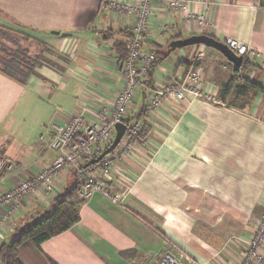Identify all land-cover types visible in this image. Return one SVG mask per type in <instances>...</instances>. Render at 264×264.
<instances>
[{"label": "crops", "instance_id": "crops-1", "mask_svg": "<svg viewBox=\"0 0 264 264\" xmlns=\"http://www.w3.org/2000/svg\"><path fill=\"white\" fill-rule=\"evenodd\" d=\"M109 1L0 0V30L15 31L28 38V48H43L63 59L61 65L38 67L20 77L0 67V160L12 165L0 170V196L54 161L56 152L43 148L52 135L51 119L64 125L82 111L94 121L95 111L112 107L124 78L116 45L127 48L134 19L103 9ZM261 2L196 0L191 9L207 25L192 31L163 7L145 34L143 50H164L171 39L191 35L221 42L231 38L253 50L246 57L251 64L246 73L264 87ZM197 48L170 52L163 75L155 74L159 64L150 81H181ZM198 89L204 96L187 98L175 112L158 116L146 110L148 92L138 91L129 118L141 112L146 144L134 145L111 178H104L111 192L125 194L121 206L93 197L79 207V221L69 230L38 247L22 244L20 262L152 264L173 246L201 264H231L228 246L238 254L250 215L264 206V120L255 115L257 110L210 100L217 94L215 85ZM76 181L74 172L66 171L51 192L39 189L20 200L15 217L5 219L6 207H0V244L49 214L53 199Z\"/></svg>", "mask_w": 264, "mask_h": 264}, {"label": "built area", "instance_id": "built-area-1", "mask_svg": "<svg viewBox=\"0 0 264 264\" xmlns=\"http://www.w3.org/2000/svg\"><path fill=\"white\" fill-rule=\"evenodd\" d=\"M194 1L196 0H131L122 3L112 0L102 5L103 9L134 19L127 42V56L122 64L124 78L114 103L112 107L104 106L95 111L94 121H88L82 111L71 114L64 125L57 124L56 118L51 119L49 125L52 135L47 142H44L43 148L55 151L56 157L49 167L40 171L35 177L21 182L0 196V207H6L5 219L15 217L18 202L25 197L31 196L39 189L51 192L58 177L69 170L75 173L79 183L76 196L82 204L95 196H100L115 206H121L125 194L111 192L109 183L104 178H111V173L117 169L118 160L123 154L131 153L134 145L146 144V135L141 122L132 120L126 123L137 92H148L145 107L155 116L163 113L170 115L178 110L187 98L202 97L198 89V78L195 75H187L183 80L168 85L151 82L149 75L155 54L152 50H143L145 34L152 21L159 15V9L163 7L177 14L189 31L203 30L207 20L191 9ZM261 5L264 6V0ZM161 28L166 29V25H162ZM223 43L242 58L253 54V50L247 45L234 39L227 38ZM118 123L126 125L118 146L97 164L86 166V163L95 159L111 144L112 136L115 135V125ZM39 140L44 141L43 136H40ZM11 168L12 165L8 160H0V170ZM255 236L257 238L251 248L260 245L261 234L256 233ZM255 255L256 253H251L249 257L243 255L240 264H254L250 261L259 260L255 259ZM157 264L201 263L182 252L172 253L168 249L159 257Z\"/></svg>", "mask_w": 264, "mask_h": 264}, {"label": "rangeland", "instance_id": "rangeland-1", "mask_svg": "<svg viewBox=\"0 0 264 264\" xmlns=\"http://www.w3.org/2000/svg\"><path fill=\"white\" fill-rule=\"evenodd\" d=\"M27 39L28 38L24 36L22 37L15 31L0 30L1 68L10 74L20 77L24 74L33 72L38 67L48 68L49 66L53 67L56 64L58 65V63L61 65L63 59L58 58L55 53H51L43 48H37L35 46L34 49H31V47L28 48ZM198 47L199 48L195 49L188 57L191 69L187 72L186 76L195 75L198 78L199 86L201 84L215 85L217 94L210 97V100L224 103L229 107L237 108L242 111L252 109L257 110L255 115H257L259 119L264 120V96L253 95L251 93L244 95L238 94L240 93V87H242L241 81L244 79L249 81L251 79L256 80V78L254 79V75L250 76L249 73H246L247 70H239L238 73H235L234 66L227 62L220 53L213 49L205 48L204 46ZM165 68L166 66H163L162 61L156 69V76L163 75ZM234 79H236V81H234ZM227 88H229L230 92L225 95ZM202 96L204 95L202 94ZM142 100L143 98H141L140 104ZM113 138L114 134L112 136V139ZM248 228L247 237L245 238L246 240L242 241V245L240 244L241 250H238L237 255L241 258L243 255L249 257L251 253H256L255 259L259 260H251L250 262H254V264H264V206L258 207L255 212L250 215L248 219ZM256 233L261 234V239L259 238L260 245L252 247L255 249L253 250L251 246L257 238V236H255ZM233 248V246H228L227 250H229L228 254L231 256V259L229 258L226 260L231 264H240L241 262L238 260L239 256H234V251H232ZM168 249H170L172 253L180 252L173 246H169ZM168 249H166V251H168ZM157 263L154 262L152 264Z\"/></svg>", "mask_w": 264, "mask_h": 264}, {"label": "trees", "instance_id": "trees-1", "mask_svg": "<svg viewBox=\"0 0 264 264\" xmlns=\"http://www.w3.org/2000/svg\"><path fill=\"white\" fill-rule=\"evenodd\" d=\"M108 36H111V34ZM103 38L107 40L106 36ZM179 39L181 38H173L170 42ZM170 42L167 44L164 50L163 47L152 49L155 54V60L152 65L149 78L154 73L155 68L166 59ZM116 50L119 53V63L123 64L127 56V48L122 44H117ZM250 67V62L246 58H243V64L239 70L245 71ZM239 70L234 68L235 73H238ZM234 81H236V79H234ZM241 84L242 87H240V93H238L239 95L251 93L253 95L264 96V87L246 79L242 80ZM227 89L225 95L230 92L229 88ZM140 115L141 112L129 118L126 123L132 120H138ZM78 187L79 183L76 181V183L71 185L70 188L64 190L63 193L53 199L51 212L49 214L37 221H34L30 225L21 228L10 235L5 241H3L0 244V264H22L18 258V248L22 244L25 242H30L33 246L38 247L45 241L56 237L73 227L79 221V207L82 205L76 196ZM121 256L125 257L127 255L125 253H121ZM50 264L53 263L51 262Z\"/></svg>", "mask_w": 264, "mask_h": 264}, {"label": "water", "instance_id": "water-1", "mask_svg": "<svg viewBox=\"0 0 264 264\" xmlns=\"http://www.w3.org/2000/svg\"><path fill=\"white\" fill-rule=\"evenodd\" d=\"M191 46H204L205 48L213 49L220 53L230 64L234 66L236 69H241L243 64V58L237 56L232 50H230L223 42L214 39L213 37L207 35H191L184 39L174 40L169 44V50L167 54L170 52L180 50L186 47ZM126 130V125L123 123H118L115 125V135L111 142V144L102 151L95 159L89 161L86 166H92L97 164L101 159H103L106 155L110 154L114 149L118 146L120 140L122 139L124 132Z\"/></svg>", "mask_w": 264, "mask_h": 264}]
</instances>
